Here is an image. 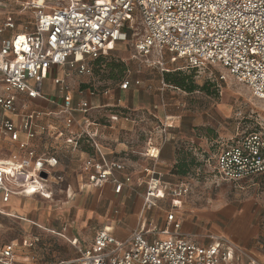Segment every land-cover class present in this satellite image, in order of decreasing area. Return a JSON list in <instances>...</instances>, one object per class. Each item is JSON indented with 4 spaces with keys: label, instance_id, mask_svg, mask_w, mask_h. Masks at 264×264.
<instances>
[{
    "label": "built area",
    "instance_id": "built-area-1",
    "mask_svg": "<svg viewBox=\"0 0 264 264\" xmlns=\"http://www.w3.org/2000/svg\"><path fill=\"white\" fill-rule=\"evenodd\" d=\"M134 20L141 26L135 51L147 65H155L149 59L152 54L168 52L171 61L184 59L196 70L221 68L264 99V0H0V138L25 152L21 158L0 159L1 214L15 195H51L46 182L59 160L55 155L38 154L28 140L49 131L65 136L76 123L75 113L86 115L85 124L91 121L89 102L75 104L64 77L53 79L62 99L57 113L63 118L62 126L39 124L47 112L30 109L27 102L21 105L26 112L19 115L21 96L29 100L42 97L43 82L54 67L91 73L87 59L109 55L127 39L126 28H133ZM157 63L165 65L162 59ZM226 76L219 72L218 79ZM130 84L125 79L121 88ZM19 116L21 126L14 119ZM22 132L27 141L20 139ZM80 138H71L73 149L79 147ZM215 163L213 169L222 181L239 183L264 175V131L235 136L223 144ZM124 170L125 165L118 161L89 158L83 163L90 186L103 188L111 183L116 194L131 182L129 176L115 175ZM149 174L145 207L156 205L167 190H173V207H179L183 191L162 185L155 171L148 169ZM159 190L164 194L159 195ZM166 223L163 228L141 220L124 238L116 236L111 227L100 228L78 259L61 264H241L234 259L231 242L216 238L206 244L192 239L181 232L182 223L173 211L167 213ZM16 249L15 241L0 248V263L11 264ZM247 264L264 262L250 258Z\"/></svg>",
    "mask_w": 264,
    "mask_h": 264
},
{
    "label": "rangeland",
    "instance_id": "rangeland-1",
    "mask_svg": "<svg viewBox=\"0 0 264 264\" xmlns=\"http://www.w3.org/2000/svg\"><path fill=\"white\" fill-rule=\"evenodd\" d=\"M133 24V28H126L127 39L117 44L109 55L100 60L87 59L91 73L80 74L69 67L66 70L72 73L68 81L74 91L90 86L97 94L105 89L115 94L122 90L124 77L140 81L122 90L124 97L123 94L115 96L118 103L126 106L119 107V118L136 119L132 130L125 129V133L131 134L129 141L136 151L130 155L131 160L139 164L136 173L134 164H130L129 170L134 174L132 185L118 194L112 184L102 189L78 186L77 168H69L76 160L63 157L61 170L65 179L50 186V197L23 199L15 210L16 216L0 214V246L12 241L17 243L14 264H58L79 256L72 244L74 238L84 249L92 243L95 230L103 226H113L122 236L143 219L165 228L167 213L173 211L182 223L181 232L193 236L192 239L208 244L221 238L233 244L234 259L238 263L247 264L250 258L264 262V176L234 183L222 181L213 169L223 144L238 135L264 131V99L256 97L249 86L221 68L196 70L184 59L171 61L168 52L163 56L152 54L149 59L155 65H147L135 51L140 23L134 20ZM161 59L164 66L157 63ZM54 70L50 72V79L43 82L49 95L57 92L51 80ZM167 72L189 75L199 86L205 85L206 90L187 92L169 84L164 76ZM219 72L227 75L225 80L218 79ZM111 74L116 78H111ZM105 109L102 114L110 113L112 108ZM90 114L101 119L97 112ZM169 134L180 136L178 155L185 153L193 158L186 174L178 173L175 166L161 165L151 156ZM139 152H146L148 156ZM148 169L155 171L162 185L167 183L172 189L183 191L179 207H173V190H167L164 198L156 200V205L145 207ZM136 175H140L141 182Z\"/></svg>",
    "mask_w": 264,
    "mask_h": 264
},
{
    "label": "crops",
    "instance_id": "crops-1",
    "mask_svg": "<svg viewBox=\"0 0 264 264\" xmlns=\"http://www.w3.org/2000/svg\"><path fill=\"white\" fill-rule=\"evenodd\" d=\"M67 67L68 66L54 67L53 69H55L54 70L55 73L53 72L54 76L51 77V80L53 81L55 77H64L72 89V92L74 95V103L77 104L83 100L89 102L90 110L88 111L87 116L90 117L91 119L90 123L89 124L84 123L86 115H84L83 113H75L76 123L72 127V130L70 131V133L66 134L63 137H57L53 131H49V132L40 134L38 137H36L33 140H28L24 132L20 134V139L23 141L28 140L29 147L35 149L38 154L55 155L59 160L58 166L54 169L53 176L49 178L46 182V190L50 192V186L52 184L60 183L61 181L65 179L62 174V170H61L62 159L64 160V158H67V160H71V161H72L71 158L76 160L75 161L76 163H74V165L72 166L70 165L69 168L72 169V167L74 166L75 168H77L75 180L77 181L78 186H81V187L90 186L88 182V176L83 171V163L86 159H89V158H92L93 160H96V161L105 159L108 162L118 161L120 163H123L125 165V170L122 172H115V175L122 179L125 178L126 176H129L131 178V182H130L131 184L130 183L129 184L132 185L133 183L132 178L134 177V174H132L133 172H130L129 170L132 168L130 164H134L135 173L139 171V169H137L136 167V165H139V164L135 160H131L130 155L136 151L134 149L135 146L132 145L129 141L130 139L129 136L131 134L129 135V133L128 134L125 133L127 132L125 129L132 130L135 127L136 119L131 120V119H128V117L119 118V115H118L119 113H117L119 110V107H126V106L125 104H122V102L118 103V100L116 101L115 99V96L117 94L118 95L123 94V97H124L125 93H123L122 90H125V89L121 88L122 90L119 92H116L115 94L110 89H105L103 90L102 94L95 93L94 95L90 93V90H95V89L90 86L78 88L77 91H74V89L72 88V84L68 81L69 80L68 78L72 75V73H66ZM48 79H50V77ZM125 79H129V78L124 77L122 79V82ZM129 80L131 81V86H132L134 82L138 79L136 80L129 79ZM54 85L57 90L55 95H49V93L45 92L44 88H43L42 97L29 100L25 95H22L19 100V104H20L19 115H24V113L26 112V110L21 105L24 102H27L30 106L29 107L30 109H41L47 112L43 116V118L39 121V124L51 125V126H56V127L62 126L63 118L57 114L61 109L62 99L60 96L59 87L56 84ZM106 91H109V93L108 94L105 93ZM119 102H120V99H119ZM108 107L112 108L109 110L110 113L102 114L103 112H106L105 108H108ZM113 108L115 109L117 108V110L115 111V109ZM92 111L97 112L98 115L100 114L102 120L97 117L94 118L90 114ZM115 115H117L118 117L116 120L113 118ZM14 119L16 120L18 125L21 126L22 116L14 117ZM77 135H81V138L79 140V147L77 149H73L71 146L70 140L72 137L77 136ZM190 139L193 142V137H191ZM179 140H180V136H177V134H169L166 140L161 145L156 147L155 149L156 154L154 157L155 159H157L158 163H161V165H165L166 167L168 166H172V168L173 166L176 167L178 163V159H179L178 154L180 151V148L179 150H177ZM0 149H2L3 151L2 153H0L1 160H9L15 157L21 158L25 155V152L21 151L16 146V144L11 143L8 139H5L3 137L0 138ZM139 153H140L139 155L148 156L146 152H139ZM57 177H60V179H57ZM135 178L139 182L142 181L140 178V175H136ZM164 184H167V183H164ZM106 185H111V183H107ZM96 189H102V188H96ZM34 196H40V195L30 194V195L13 196L10 203L5 206L6 213L4 214L0 213V214L7 215V216H16L14 215L15 210H18L19 207L22 205L24 201L23 199L26 200L27 198H32ZM104 227H111L115 235L120 238L127 237L132 232V230L129 232H127L128 230H126L128 234L127 235L124 234L125 236H122L115 232L113 226H103L101 228H104ZM97 230L98 229H96L95 232ZM77 240H78L77 238H74L72 244L78 249L79 256H80L81 250H85L86 248L83 249L79 247L77 244ZM5 244H8V243H5ZM5 244H2L0 248H2ZM79 256L73 259L62 260L58 262V264H61L62 262H72L78 259ZM15 261L16 260L14 256V259L11 264H14Z\"/></svg>",
    "mask_w": 264,
    "mask_h": 264
},
{
    "label": "trees",
    "instance_id": "trees-1",
    "mask_svg": "<svg viewBox=\"0 0 264 264\" xmlns=\"http://www.w3.org/2000/svg\"><path fill=\"white\" fill-rule=\"evenodd\" d=\"M103 58V57H102ZM102 58H99L97 60H100ZM123 70V69H121ZM119 75L122 76V71L119 72ZM165 80L169 84L175 85L187 92H194L198 90H206V86H199L194 81H192L191 76L183 74L182 72H176L171 73L167 72L165 73ZM111 78L115 79L116 75L111 74ZM190 163H193V159L188 158V156L184 153H181L178 159V163L176 165L178 169V173L180 174H186L189 171ZM264 176V175H262Z\"/></svg>",
    "mask_w": 264,
    "mask_h": 264
},
{
    "label": "water",
    "instance_id": "water-1",
    "mask_svg": "<svg viewBox=\"0 0 264 264\" xmlns=\"http://www.w3.org/2000/svg\"><path fill=\"white\" fill-rule=\"evenodd\" d=\"M42 176L46 178L47 177V174L43 172L42 173Z\"/></svg>",
    "mask_w": 264,
    "mask_h": 264
},
{
    "label": "bare ground",
    "instance_id": "bare-ground-1",
    "mask_svg": "<svg viewBox=\"0 0 264 264\" xmlns=\"http://www.w3.org/2000/svg\"><path fill=\"white\" fill-rule=\"evenodd\" d=\"M154 151H155V150H154ZM155 152H156V151H155ZM159 191H160V194H159V195H161V194L163 195V194H164L162 190H159Z\"/></svg>",
    "mask_w": 264,
    "mask_h": 264
}]
</instances>
